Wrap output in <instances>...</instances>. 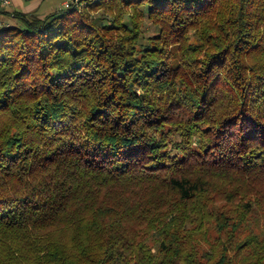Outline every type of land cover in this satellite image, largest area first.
Segmentation results:
<instances>
[{
  "label": "trees",
  "instance_id": "obj_1",
  "mask_svg": "<svg viewBox=\"0 0 264 264\" xmlns=\"http://www.w3.org/2000/svg\"><path fill=\"white\" fill-rule=\"evenodd\" d=\"M81 3L0 9V264H264V0Z\"/></svg>",
  "mask_w": 264,
  "mask_h": 264
},
{
  "label": "rangeland",
  "instance_id": "obj_2",
  "mask_svg": "<svg viewBox=\"0 0 264 264\" xmlns=\"http://www.w3.org/2000/svg\"><path fill=\"white\" fill-rule=\"evenodd\" d=\"M23 4H20L21 6H8L5 7L8 10H17L18 9H24V10H28V7H31L29 9V11H31V9L33 11L37 10V12H35L36 14H48L50 12H52L53 10H55L57 7H59V0H20ZM21 7V8H19ZM33 7V8H32ZM7 19L8 17L6 15H3L2 13H0V21H3V19ZM150 23H147V27H150Z\"/></svg>",
  "mask_w": 264,
  "mask_h": 264
},
{
  "label": "built area",
  "instance_id": "obj_3",
  "mask_svg": "<svg viewBox=\"0 0 264 264\" xmlns=\"http://www.w3.org/2000/svg\"><path fill=\"white\" fill-rule=\"evenodd\" d=\"M81 0H64L62 2V6L61 7H65V8H69L72 5L76 4H80ZM12 5V0H0V9H3L5 7L11 6ZM82 6V3L80 4ZM3 22L0 21V25H2Z\"/></svg>",
  "mask_w": 264,
  "mask_h": 264
},
{
  "label": "crops",
  "instance_id": "obj_4",
  "mask_svg": "<svg viewBox=\"0 0 264 264\" xmlns=\"http://www.w3.org/2000/svg\"><path fill=\"white\" fill-rule=\"evenodd\" d=\"M64 0H59V7H61L62 6V2H63ZM20 4H23L20 0H12V5H14V6H21ZM19 8H21V7H19ZM31 7H28V10H24V9H18L17 8V10L18 11H23V12H28V13H32V12H37V10H35V11H33L32 9H31V11H29V9H30ZM33 8V7H32ZM58 8V7H57ZM42 15H45V14H42ZM41 15V16H42Z\"/></svg>",
  "mask_w": 264,
  "mask_h": 264
}]
</instances>
